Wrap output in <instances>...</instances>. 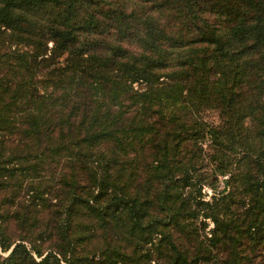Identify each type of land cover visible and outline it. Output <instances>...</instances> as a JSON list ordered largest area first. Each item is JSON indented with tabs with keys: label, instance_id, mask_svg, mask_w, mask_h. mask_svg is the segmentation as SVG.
<instances>
[{
	"label": "trees",
	"instance_id": "16d2710c",
	"mask_svg": "<svg viewBox=\"0 0 264 264\" xmlns=\"http://www.w3.org/2000/svg\"><path fill=\"white\" fill-rule=\"evenodd\" d=\"M61 256L264 264V0H0V264Z\"/></svg>",
	"mask_w": 264,
	"mask_h": 264
},
{
	"label": "rangeland",
	"instance_id": "374dc122",
	"mask_svg": "<svg viewBox=\"0 0 264 264\" xmlns=\"http://www.w3.org/2000/svg\"><path fill=\"white\" fill-rule=\"evenodd\" d=\"M135 86L138 87V83L135 84ZM212 118V117H211ZM211 120H214V119H211ZM221 179H226L225 176H222ZM224 182H222V187L221 188H224ZM203 193L206 194L205 197L206 198H210L212 195H214L216 192H214V190L212 188H210L209 186H205L204 189H203ZM212 225H210L211 227ZM209 227V226H208ZM209 227V228H210ZM44 246H47L46 244ZM9 252H6L4 253V255H8ZM48 252H45L44 253V256L47 254ZM76 256H89V257H93L94 254L91 253V250L90 249H84L83 246H80L77 248V252L75 253ZM41 258H38V260H40ZM98 259V257L95 258V260ZM65 258L61 256V263L62 264H65ZM152 264H155V263H152Z\"/></svg>",
	"mask_w": 264,
	"mask_h": 264
}]
</instances>
